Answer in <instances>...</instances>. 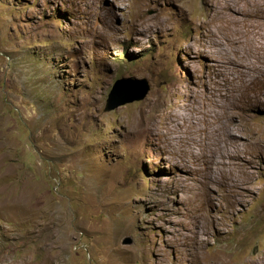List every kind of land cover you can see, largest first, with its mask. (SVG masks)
I'll return each instance as SVG.
<instances>
[{"label":"rangeland","instance_id":"1","mask_svg":"<svg viewBox=\"0 0 264 264\" xmlns=\"http://www.w3.org/2000/svg\"><path fill=\"white\" fill-rule=\"evenodd\" d=\"M262 2L0 0V264H264Z\"/></svg>","mask_w":264,"mask_h":264},{"label":"water","instance_id":"2","mask_svg":"<svg viewBox=\"0 0 264 264\" xmlns=\"http://www.w3.org/2000/svg\"><path fill=\"white\" fill-rule=\"evenodd\" d=\"M148 89L149 86L145 79L116 78L107 95L104 110L109 111L121 104L142 99Z\"/></svg>","mask_w":264,"mask_h":264},{"label":"bare ground","instance_id":"3","mask_svg":"<svg viewBox=\"0 0 264 264\" xmlns=\"http://www.w3.org/2000/svg\"><path fill=\"white\" fill-rule=\"evenodd\" d=\"M253 3H254V1H253ZM262 3H263L262 5H264V2H262ZM250 4H251V3H250ZM255 4H256V3H255ZM255 4H254V5H255ZM247 6H249V5L247 4ZM258 6H259V5H258ZM258 6H257V7H258ZM261 7H262V6H261ZM261 7H260V8H261ZM260 13H261V12H260Z\"/></svg>","mask_w":264,"mask_h":264}]
</instances>
